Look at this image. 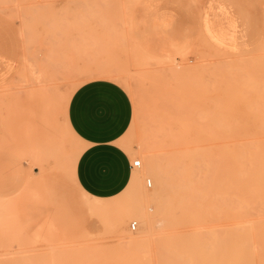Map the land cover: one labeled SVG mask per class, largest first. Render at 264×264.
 <instances>
[{
  "label": "rangeland",
  "instance_id": "rangeland-1",
  "mask_svg": "<svg viewBox=\"0 0 264 264\" xmlns=\"http://www.w3.org/2000/svg\"><path fill=\"white\" fill-rule=\"evenodd\" d=\"M83 1L0 0V28L15 25L27 44L24 64L20 55L14 78L0 86V151L25 165L20 191L0 197V264H234L237 240L224 246L213 240L225 234L219 230L226 225L204 221L150 229L131 217L132 208L147 199L151 216L163 212L159 175L147 172L153 162L168 174L175 214L228 206L242 210L239 223L255 217L264 224V29L244 52L222 51L199 37L181 54L157 57L128 31L140 0H90L100 2V15L82 12L81 5L89 3ZM75 18L83 20L77 24ZM75 23L83 31L72 29ZM92 76L123 83L134 114L121 146L142 164L134 168L130 187L102 202L112 211L98 215L87 210L95 202L73 181L72 162L83 145L66 131L60 108L81 79ZM44 79L52 88L45 98L48 132L64 145L58 140L53 145L61 153L59 168L54 160H44L40 174L26 94L33 88L39 105L50 91ZM220 196L233 205H218ZM250 196L259 205L245 203ZM132 223H137L134 231ZM210 229L214 233L207 234ZM241 260L236 264H264V259Z\"/></svg>",
  "mask_w": 264,
  "mask_h": 264
},
{
  "label": "crops",
  "instance_id": "crops-1",
  "mask_svg": "<svg viewBox=\"0 0 264 264\" xmlns=\"http://www.w3.org/2000/svg\"><path fill=\"white\" fill-rule=\"evenodd\" d=\"M263 29L264 0H140L133 15L129 16L128 31L131 39L133 37L146 53L172 57L185 52L199 37L222 51L244 52L252 45L254 37L263 35L257 33ZM25 42L15 25L8 24L5 30L0 28V86L14 78L18 71L16 59L20 55L24 64ZM43 81L46 82V79ZM45 84H49L50 91L41 96L39 105L35 104L37 99L32 93L33 88L26 94V117L38 156L51 152L58 140L50 133L52 125L45 98L49 97L52 88L50 81ZM101 84L105 86L98 87ZM101 92L119 101L114 118L103 124L90 118L86 120L84 112L89 97ZM133 114L128 92L118 85H109L108 81H91V86L83 89L79 85L64 107L65 129L67 132L71 130L83 145L72 171L73 181L78 191L93 202L96 198L120 196L132 181L133 160L121 142L130 128ZM60 161H54L57 162V169ZM42 164L40 174L44 172ZM23 166V162L0 151V197H9L20 191L25 179ZM91 205L87 206L89 212Z\"/></svg>",
  "mask_w": 264,
  "mask_h": 264
},
{
  "label": "bare ground",
  "instance_id": "bare-ground-1",
  "mask_svg": "<svg viewBox=\"0 0 264 264\" xmlns=\"http://www.w3.org/2000/svg\"><path fill=\"white\" fill-rule=\"evenodd\" d=\"M81 6H82V12L84 11V13H88V12L89 13H97L98 12L99 15H100V13H101L100 11L102 9V6H101L100 2H96V1L95 2L85 3V4L81 5ZM80 12L81 11H79V13ZM80 16H82L81 13H80V15L78 17H80ZM80 18H82V17H80ZM78 19L79 18H75V20H77L76 21L77 24H78V21L80 20V19L79 20ZM82 20H80V21H82ZM77 24L75 23V24L71 25V28L75 29V30L78 29V30L83 31V29L78 27L79 25L77 26ZM178 68H180V66L176 65V69H178ZM65 105H67V103ZM63 145L64 144L60 141L59 146L63 147ZM50 151L51 152H49L48 154H45V156L44 155H39L38 156L40 158L41 162L42 161L44 162L45 158L48 160V159L54 157L53 158L54 161H57V159H60L61 153L58 152L56 148H53ZM81 152L82 151L77 153L76 159L73 160V162H72V168H73L72 171H74V168H75V165H76V161H77L79 155L81 154ZM157 165H158V163L150 162L149 166L147 167L148 168L147 172L148 173H157L159 175V179H160L161 184H162V185H160V186H162L161 195L164 197L163 212L158 217L151 216L149 211H148V209H147V199H144L143 201H141V203L136 204L135 207L132 208V216L131 217L134 220H140V221H144V222L146 221V223L148 224V227L150 229L156 228V227L160 228L163 225H174V224H177V223H184V224H190V225H204L205 224L204 221H207L206 225H226V226H224L223 228H221L219 230V231L224 230L222 232H224L225 234L221 233L222 235H218L216 237H213V240L220 242L223 246L229 243L228 239L232 238L233 240H237V242H238V245H237L238 255H236L235 260H233L234 264L241 263L242 262L241 258L244 259V260H247L248 258L251 257L252 259L256 258V259H259L261 261L264 259V224H260L259 223L260 221L259 222L258 221L254 222L253 219L255 217L252 219V221L250 220V221H246L244 223H239V221L237 219L239 218V216L242 215V210L240 212L239 210L237 211V209L235 210V209H233L231 207L227 208L228 207V206H226L227 203L232 202L233 200L231 199L232 201H228L227 197H221V196L218 198V200H220V201H216V202H217L218 205H222L224 203V205L226 207L222 206L223 208H221L219 210H217V209L213 210V208L212 209L209 208L210 209L209 210L207 208L205 210H202V209L201 210H197L196 209V210L190 211V208H189V209H186V210H188L186 212H182V213L180 212L178 214H175L174 213L175 211L173 210V204H172V203H175V202H172L169 194L167 193L168 192L167 191L168 186H167V177L166 176H168V174L165 175L164 172H162V170H160L161 168H159ZM162 169H163V167H162ZM134 177L135 176L133 175V178ZM133 178H132V181L134 179H136V178H134V179ZM132 181L129 183L130 185H131ZM147 184H148V187H151V185H152L151 181H147ZM130 185L128 187H130ZM255 194H257V193H255ZM150 195L152 196V193H149V196ZM260 195H261V193H260ZM146 196H148V195H146ZM222 196H224V195H222ZM262 196H264V194ZM244 197H246V196H244ZM257 197L260 200L259 196H257ZM94 200H95V203L92 204L91 207H90V210H91L92 214L98 215V214H101V213H107V212L112 211V208H113L112 205L103 204L102 203L104 201L111 200V199H97L96 198ZM252 200L256 201V200L252 199L251 196H250L247 199V202H245V203H248L251 206L252 205ZM211 201L215 202L214 200H211ZM235 201H237V200H235ZM240 202L242 203L244 201H240ZM259 202H260V205H262V207H263V204H261V201H259ZM255 203H258V202L256 201ZM151 204L155 206L154 203H151ZM230 205H233V204H230ZM258 205H259V203H258ZM235 206H237V203H235ZM235 206H233V207L235 208ZM253 206L255 207L256 204L253 205ZM238 207H240V206H238ZM249 211H251V210H249ZM258 215H260V217H261L260 213ZM250 217H253V215H251ZM222 219H226V223L225 224L222 222ZM262 220H264V219H262ZM115 221L117 222L116 224H119L121 222V219L117 218ZM261 223H263V222H261ZM233 225H239V226L234 227ZM232 232H233V235L231 237V233ZM195 233H197L196 235H198V234L201 235V232H199L198 230H197V232L195 231ZM212 233H214V229H210L209 231H207V234H212ZM253 238H257V240L254 241ZM256 242L259 243L258 246L255 245ZM254 245L256 246L257 250H255ZM226 251H228L227 247L221 249V253H222V257L224 259V262H226L227 259H228V253ZM239 252H242L244 257H241Z\"/></svg>",
  "mask_w": 264,
  "mask_h": 264
},
{
  "label": "snow or ice",
  "instance_id": "snow-or-ice-1",
  "mask_svg": "<svg viewBox=\"0 0 264 264\" xmlns=\"http://www.w3.org/2000/svg\"><path fill=\"white\" fill-rule=\"evenodd\" d=\"M91 81H108L109 85L115 84L118 85L120 88L123 87V83L118 80H110L108 77H84L80 81L81 89L85 87L91 86ZM105 85L101 84L98 87L103 88ZM67 97L61 102V115H63L65 104L67 103ZM118 99L115 97H111L108 95L103 94V92L92 95L89 99L85 102L84 105V112H85V119H93L96 120L98 123L103 124L105 121H110V118H114L115 110L118 105ZM101 165L103 162H100ZM139 163V161H137Z\"/></svg>",
  "mask_w": 264,
  "mask_h": 264
},
{
  "label": "built area",
  "instance_id": "built-area-1",
  "mask_svg": "<svg viewBox=\"0 0 264 264\" xmlns=\"http://www.w3.org/2000/svg\"><path fill=\"white\" fill-rule=\"evenodd\" d=\"M137 161H139V163H137ZM141 161L140 160H134L132 162V168H140L141 167ZM136 227H137V223H132L131 225V229L134 231L136 230Z\"/></svg>",
  "mask_w": 264,
  "mask_h": 264
}]
</instances>
